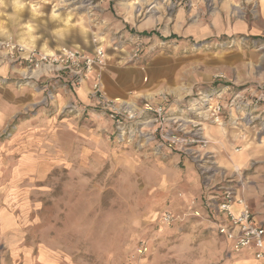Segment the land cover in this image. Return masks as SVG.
Masks as SVG:
<instances>
[{"label":"rangeland","instance_id":"obj_1","mask_svg":"<svg viewBox=\"0 0 264 264\" xmlns=\"http://www.w3.org/2000/svg\"><path fill=\"white\" fill-rule=\"evenodd\" d=\"M177 1L0 0V40L103 46L107 98L162 104L177 121L123 140L93 100L98 72L77 88L67 74L0 62V264H241L208 201L234 191L264 223V36L162 35ZM157 76L158 87H137ZM156 90L160 102L144 97ZM216 104L221 124L205 120ZM178 124L185 143L169 148Z\"/></svg>","mask_w":264,"mask_h":264},{"label":"built area","instance_id":"obj_2","mask_svg":"<svg viewBox=\"0 0 264 264\" xmlns=\"http://www.w3.org/2000/svg\"><path fill=\"white\" fill-rule=\"evenodd\" d=\"M142 43L136 42L132 48V57H138L142 52ZM106 50L103 46H98L91 54L84 53L78 49L62 47L55 52H47L34 45H25L18 40L9 37L0 40V62L8 64H19L25 70L39 72L44 75L53 72L64 73L70 76V85L79 87L90 76L93 70L103 68L106 63ZM100 73L92 85L93 100L105 110L111 111V118L116 124V131L120 133L123 140L132 139L136 136L145 135L143 129L153 123L173 119L164 114L165 107L160 104L156 106L146 102L143 106L126 102L119 98L108 99L105 95L100 79ZM239 96V94H238ZM209 100H213L212 97ZM233 102L230 105L233 106ZM207 110L208 118L215 124H221L220 112L223 107L221 104L209 106ZM152 113L154 117L144 118L146 114ZM194 120L189 119L188 123ZM194 125V123H193ZM184 128L181 124L176 126V132L166 137L169 148H179L185 143ZM155 132V131H154ZM155 136L150 133L149 138ZM208 207L212 212V224L217 232L231 244V250L235 254L252 252L255 259L254 264H264V223L257 220L251 206L244 198L238 196L234 191L223 194L218 201H208ZM198 213V212H197ZM161 220L166 224L174 221V216L170 212H164ZM147 251V247L142 245L139 252Z\"/></svg>","mask_w":264,"mask_h":264},{"label":"crops","instance_id":"obj_3","mask_svg":"<svg viewBox=\"0 0 264 264\" xmlns=\"http://www.w3.org/2000/svg\"><path fill=\"white\" fill-rule=\"evenodd\" d=\"M170 22H164L159 28L162 35L171 33L184 38L204 39L213 36H232L238 34L263 35L264 36V0H178L173 17ZM99 70L95 69L90 74L94 79ZM183 77L176 76V82ZM160 77L156 82L148 85L139 81L137 87L147 90L159 86ZM161 80H166L162 78ZM162 83V82H161ZM164 86L165 83H162ZM171 90L181 92L179 86H171ZM116 92V91H115ZM113 92V93H115ZM162 90L148 92L145 98H154L161 101ZM241 264H254L252 252H245Z\"/></svg>","mask_w":264,"mask_h":264}]
</instances>
